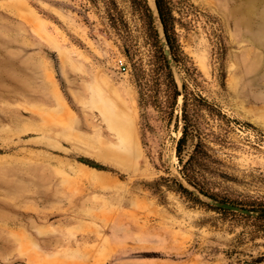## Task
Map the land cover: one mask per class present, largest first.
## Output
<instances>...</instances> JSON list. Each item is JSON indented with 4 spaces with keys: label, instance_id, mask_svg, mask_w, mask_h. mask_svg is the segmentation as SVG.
Wrapping results in <instances>:
<instances>
[{
    "label": "rangeland",
    "instance_id": "374dc122",
    "mask_svg": "<svg viewBox=\"0 0 264 264\" xmlns=\"http://www.w3.org/2000/svg\"><path fill=\"white\" fill-rule=\"evenodd\" d=\"M144 3L0 0V264H264V221L169 168L201 139L205 187L264 208V0H163L181 154L184 96Z\"/></svg>",
    "mask_w": 264,
    "mask_h": 264
},
{
    "label": "water",
    "instance_id": "95a60500",
    "mask_svg": "<svg viewBox=\"0 0 264 264\" xmlns=\"http://www.w3.org/2000/svg\"><path fill=\"white\" fill-rule=\"evenodd\" d=\"M146 3L150 9L153 18V25L157 31L158 37L160 39L161 46L163 48L165 57L167 59V64L171 70L173 78L175 80L178 94L180 96L185 95L186 86L185 81L180 72L176 56L174 54L172 42L167 34L166 25L162 17L160 6L158 0H146ZM172 176L194 197L199 200L211 204L213 206L223 208L226 210L240 212L246 216L252 217H264V208H254L248 205L235 204L230 201H225L220 198L214 197L204 191H202L196 184L192 183L183 171L178 168L175 164L170 163L169 165Z\"/></svg>",
    "mask_w": 264,
    "mask_h": 264
},
{
    "label": "trees",
    "instance_id": "16d2710c",
    "mask_svg": "<svg viewBox=\"0 0 264 264\" xmlns=\"http://www.w3.org/2000/svg\"><path fill=\"white\" fill-rule=\"evenodd\" d=\"M146 1V0H145ZM144 0H141V2L145 5ZM159 6H160V10L162 13V17L164 19L165 25H166V29H167V34L170 37L169 31H168V23H167V18H166V13H165V8H164V3L163 0H158ZM148 6V5H147ZM150 10V9H149ZM155 28V27H154ZM156 30V29H155ZM157 33V31H156ZM158 35V34H157ZM159 38V37H158ZM160 40V39H159ZM161 44V43H160ZM163 55H164V59L167 61L164 51H163ZM170 69V68H169ZM171 72V70H170ZM172 74V73H171ZM173 76V75H172ZM174 79V78H173ZM175 81V80H174ZM186 86V91H185V95H184V103H183V108L181 111V114L183 116L184 122L185 124L183 125V132L181 137L179 138L178 144H177V151L179 154H181L187 144V141L189 139L190 134L193 136V132H194V128H193V123L191 121L190 115H189V111H188V92H187V85ZM177 87V86H176ZM179 94H178V90L176 93V103H178V98ZM197 100H199L200 102L209 105L206 101H204L202 98L199 97H195ZM201 147H202V140H198L197 143L194 144V149L193 151L190 153L188 160L185 163L184 168L182 169L183 173L186 175V177L194 184H196L198 187H200V189L214 197H217L215 193L211 192L209 189H207L205 187V185L198 179V177H196L195 173H194V164L198 163L199 165H201V162L198 161V155L201 151ZM196 200H198L199 202H202L206 205H208L209 207L213 208V209H217V210H223L226 211V209L223 208H219L216 206H213L211 204H208L206 202H203L201 200H199L198 198L195 197ZM222 200H225L224 198ZM227 201V200H225ZM252 217V216H251ZM254 219L258 220V221H264V217H253Z\"/></svg>",
    "mask_w": 264,
    "mask_h": 264
},
{
    "label": "built area",
    "instance_id": "2783aa9c",
    "mask_svg": "<svg viewBox=\"0 0 264 264\" xmlns=\"http://www.w3.org/2000/svg\"><path fill=\"white\" fill-rule=\"evenodd\" d=\"M126 63L123 60H120V65L123 67V69H126Z\"/></svg>",
    "mask_w": 264,
    "mask_h": 264
},
{
    "label": "crops",
    "instance_id": "0c3cea01",
    "mask_svg": "<svg viewBox=\"0 0 264 264\" xmlns=\"http://www.w3.org/2000/svg\"><path fill=\"white\" fill-rule=\"evenodd\" d=\"M124 85H126L125 83H124ZM128 85V84H127Z\"/></svg>",
    "mask_w": 264,
    "mask_h": 264
}]
</instances>
